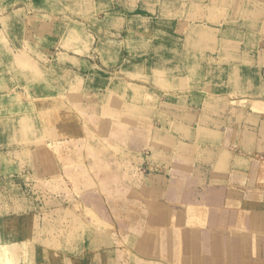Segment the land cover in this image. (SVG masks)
Masks as SVG:
<instances>
[{"label":"crops","instance_id":"obj_1","mask_svg":"<svg viewBox=\"0 0 264 264\" xmlns=\"http://www.w3.org/2000/svg\"><path fill=\"white\" fill-rule=\"evenodd\" d=\"M152 8L168 31L137 65L144 84L89 77L106 92L94 139L43 105L42 142L0 152V174L30 170L43 205L18 216L4 194L17 186L0 180V264H264V0ZM139 40L127 32L121 59Z\"/></svg>","mask_w":264,"mask_h":264},{"label":"rangeland","instance_id":"obj_2","mask_svg":"<svg viewBox=\"0 0 264 264\" xmlns=\"http://www.w3.org/2000/svg\"><path fill=\"white\" fill-rule=\"evenodd\" d=\"M153 3L156 0H0V152L22 151L42 142L49 132V119L41 113L43 105L49 113L53 111L54 118L65 115L70 128L80 118L84 143L90 135L94 139L104 128L106 116L102 114L101 124L94 119L103 111L106 93L104 86L95 91L94 85H105L110 78L113 83L141 79L144 84V77L137 76L135 70L138 66L143 72L151 68L153 52L165 46L151 42L153 36L164 37L168 31L167 23H152ZM163 3L165 0H161ZM159 16L163 21L169 14L161 12ZM127 32L140 38L130 58L124 52L128 62L121 59L122 38ZM165 62L162 60L161 65ZM127 67L134 73H122ZM90 75H97L101 82L90 80ZM57 100L69 105L75 102L80 108H65L64 112L52 107ZM16 169L0 174V180L9 176L17 186L16 192L9 194L6 189L4 194L17 199L18 216H39L43 205L31 176L34 173L19 166ZM69 190L72 195L88 191ZM81 213L90 217L87 209ZM96 224L105 227L99 220Z\"/></svg>","mask_w":264,"mask_h":264}]
</instances>
